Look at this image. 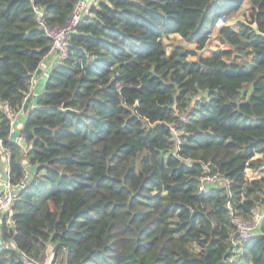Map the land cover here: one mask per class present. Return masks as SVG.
<instances>
[{
    "label": "trees",
    "instance_id": "obj_1",
    "mask_svg": "<svg viewBox=\"0 0 264 264\" xmlns=\"http://www.w3.org/2000/svg\"><path fill=\"white\" fill-rule=\"evenodd\" d=\"M76 1L0 0V103L26 113L27 152L4 113L0 140L11 183L32 170L0 264L50 245L52 264H264V217L247 243L232 223L264 212V0H96L31 104L50 50L33 6L54 27ZM220 19L227 48L202 57ZM204 172L227 183L201 194Z\"/></svg>",
    "mask_w": 264,
    "mask_h": 264
},
{
    "label": "built area",
    "instance_id": "obj_2",
    "mask_svg": "<svg viewBox=\"0 0 264 264\" xmlns=\"http://www.w3.org/2000/svg\"><path fill=\"white\" fill-rule=\"evenodd\" d=\"M95 2L96 0H77L70 12V15L68 16L64 24L61 26H54V27L49 26L47 24L43 10L39 7L33 6V12L35 14L37 27L40 30V32L49 40L50 43L49 53L42 61L40 68L42 65H45L49 73L51 68L62 63L67 58L69 38L73 34L75 27L80 23L82 17L88 12L91 5ZM222 23L225 22L222 21V19H220L215 23V26L220 27ZM37 75L38 73H35L32 76L31 85L26 94L27 98L31 97L32 93L35 90ZM23 112H24L23 108H21L18 112H14L12 111L10 105L6 103H0V113L6 114L9 119L10 136L15 129V125L20 114ZM187 122H189V117L185 114L182 115L181 123L185 124ZM172 131L174 135L177 136L176 130L172 129ZM13 143L21 146L24 150V155L26 154L27 152L25 148L26 142L24 136L21 135V132L17 137L16 141ZM179 144L180 143L177 142L178 146ZM0 156L1 159L7 165L6 175L8 178L7 181L3 180V178H0V246L2 245L5 246V242L2 240L3 234L1 232L2 231L1 228L2 226L6 228L7 234L9 233L10 229L13 228L14 203L16 202L20 192L23 191L28 185L31 179L32 170L30 169L28 164L24 163L23 164L24 173L22 177L16 183H11L9 178L10 151L3 147L1 140H0ZM185 162L189 164L190 160L186 159ZM204 174L206 176H204ZM204 174L201 178V184L199 187V192L201 194L204 195L208 194L210 192L209 189L210 187L225 185L227 183L225 180H223L217 175L211 176L206 172H204ZM263 217H264V212L259 210L258 212L256 211L252 215L250 220H244L240 217H234L232 219V223L236 229V236L241 243H247L254 238L257 228L261 224Z\"/></svg>",
    "mask_w": 264,
    "mask_h": 264
},
{
    "label": "rangeland",
    "instance_id": "obj_3",
    "mask_svg": "<svg viewBox=\"0 0 264 264\" xmlns=\"http://www.w3.org/2000/svg\"><path fill=\"white\" fill-rule=\"evenodd\" d=\"M246 9H247V6L242 7L241 11L237 14L239 18H241L242 15L246 14ZM238 17H237V19H239ZM225 24H226V22L222 23L220 25V27L225 25ZM220 27H216V26L214 27V31L209 36V40H208V43H207L205 49L201 52H198L202 57H208L209 55H212L213 51L226 49V48H223L224 46L220 44L219 38L216 36L217 29H219ZM163 41L166 45H169V47L167 48V51L170 49V45L174 44V43L175 44L181 43L182 45L187 46V47L194 49V50L197 48L196 42L185 43L181 40V38L178 35L164 37ZM192 59L194 60V58H192ZM259 174L251 172L249 170L246 171V175L248 178L258 177ZM53 249H54L53 245L48 246V249L46 250V253H45L46 260H44L42 264H52Z\"/></svg>",
    "mask_w": 264,
    "mask_h": 264
},
{
    "label": "crops",
    "instance_id": "obj_4",
    "mask_svg": "<svg viewBox=\"0 0 264 264\" xmlns=\"http://www.w3.org/2000/svg\"><path fill=\"white\" fill-rule=\"evenodd\" d=\"M223 46H224L223 48H227V46H225V45H223ZM210 56L211 55H209L208 57H210ZM45 73H48L47 67L45 65H42L41 68H40V71H39V73L37 75L35 90L32 93L31 97L28 98L30 100L31 104H33L35 97L37 95H39L42 92V90H43V86L45 84V79L47 77V74H45ZM25 118H26V113L25 112L21 113L19 118H18V120H17V122H16L15 129L11 133V136H10V140L12 142H15L17 137L19 136V134H20V132L22 130V127H23V125L25 123ZM0 171L4 172V173L7 172V165L1 159V156H0ZM0 178H2L1 173H0Z\"/></svg>",
    "mask_w": 264,
    "mask_h": 264
},
{
    "label": "water",
    "instance_id": "obj_5",
    "mask_svg": "<svg viewBox=\"0 0 264 264\" xmlns=\"http://www.w3.org/2000/svg\"><path fill=\"white\" fill-rule=\"evenodd\" d=\"M242 21H243L242 18L235 19V20H231V21H229V23H228L227 25H228V26H232V25H235L237 22H242ZM252 28H253L254 30H256V26H253ZM0 173H1V175H2L3 180L7 181L8 178H7L6 173L1 172V171H0ZM204 176H206V175L204 174ZM2 240L4 241V238H2ZM59 247H60V245H56V246L54 247V249H53V254H52L53 256H54L56 250H57ZM12 251H14L16 254H18V255H20V256H23L21 253H19V252L16 251L15 249H13ZM53 256H52V258H53ZM29 262H30L31 264H35V263L32 262V261H29Z\"/></svg>",
    "mask_w": 264,
    "mask_h": 264
}]
</instances>
